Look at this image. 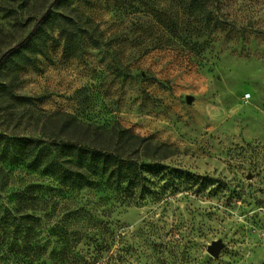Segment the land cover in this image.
<instances>
[{"label":"rangeland","instance_id":"374dc122","mask_svg":"<svg viewBox=\"0 0 264 264\" xmlns=\"http://www.w3.org/2000/svg\"><path fill=\"white\" fill-rule=\"evenodd\" d=\"M53 1L0 0V56L26 38L0 59V133L118 122L169 174L159 199L110 207L127 250L102 263L264 264V0ZM36 179L11 174L0 202Z\"/></svg>","mask_w":264,"mask_h":264},{"label":"trees","instance_id":"16d2710c","mask_svg":"<svg viewBox=\"0 0 264 264\" xmlns=\"http://www.w3.org/2000/svg\"><path fill=\"white\" fill-rule=\"evenodd\" d=\"M201 12L212 15L213 8ZM195 23V31L217 24ZM199 37L194 36L190 51ZM25 42L23 38L0 58ZM58 125L36 138L0 133V190L19 172L45 179L8 191L0 202V264H103V258H112L116 242L121 257L127 248L110 221V207L157 200L163 185H156L168 182L165 168L156 170L151 163V150L157 147L118 122L104 130L68 117ZM176 178L188 179L182 174Z\"/></svg>","mask_w":264,"mask_h":264},{"label":"water","instance_id":"95a60500","mask_svg":"<svg viewBox=\"0 0 264 264\" xmlns=\"http://www.w3.org/2000/svg\"><path fill=\"white\" fill-rule=\"evenodd\" d=\"M1 59V58H0ZM223 247V244L222 242L218 241V240H215V241H212V243L210 245H208L207 247V252L213 256V257H217L218 256V253L219 251L222 249Z\"/></svg>","mask_w":264,"mask_h":264},{"label":"built area","instance_id":"2783aa9c","mask_svg":"<svg viewBox=\"0 0 264 264\" xmlns=\"http://www.w3.org/2000/svg\"><path fill=\"white\" fill-rule=\"evenodd\" d=\"M249 97V93H246L245 95H244V98H248Z\"/></svg>","mask_w":264,"mask_h":264}]
</instances>
